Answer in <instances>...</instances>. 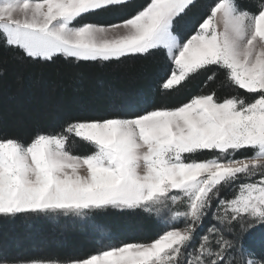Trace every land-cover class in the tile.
<instances>
[{"label": "snow or ice", "instance_id": "6c2138e0", "mask_svg": "<svg viewBox=\"0 0 264 264\" xmlns=\"http://www.w3.org/2000/svg\"><path fill=\"white\" fill-rule=\"evenodd\" d=\"M194 3L0 0V51L20 59L109 63L163 51L170 69L157 93L202 72L245 93L219 99L214 90L176 107L67 120L27 143L0 137V220L142 210L162 229L147 242H116L94 225L98 251L84 258L0 252V264H264V252L246 246L264 227V0L254 11L215 0L182 37L176 21ZM86 16L112 19L81 23ZM78 142L85 154L70 150ZM209 216L214 223L197 238Z\"/></svg>", "mask_w": 264, "mask_h": 264}, {"label": "trees", "instance_id": "16d2710c", "mask_svg": "<svg viewBox=\"0 0 264 264\" xmlns=\"http://www.w3.org/2000/svg\"><path fill=\"white\" fill-rule=\"evenodd\" d=\"M147 0H135V4ZM215 0H195L176 21L175 30L182 36L192 34L193 24L210 14ZM241 8L255 10L256 0H237ZM124 10L123 14L134 11ZM112 17L86 16L83 22L106 23ZM170 69L163 51L120 62H72L63 57L49 63L20 59L12 52L0 51V137L29 142L36 132H54L67 120L101 115L129 116L159 107H176L194 95L215 90L223 99L245 95L234 87H220V79L208 81L210 73H200L178 88L161 95L156 85ZM136 92L133 112L123 113L129 99L120 96ZM142 97H141V96ZM117 111V112H114ZM75 154H85L87 145L69 144ZM210 153L199 154L203 159ZM211 216L197 229V238L211 224ZM102 225L116 242H147L162 230L154 218L142 210L105 209L82 219L75 216L18 217L0 220V252L24 258H84L98 251L99 233L93 227ZM180 226V225H176ZM246 246L257 255L264 252V227H257L247 237Z\"/></svg>", "mask_w": 264, "mask_h": 264}, {"label": "rangeland", "instance_id": "374dc122", "mask_svg": "<svg viewBox=\"0 0 264 264\" xmlns=\"http://www.w3.org/2000/svg\"><path fill=\"white\" fill-rule=\"evenodd\" d=\"M134 93H136V92H129L127 95H124V96H120V98H122V99H124V100H127V99H129V101L127 102V103H125V105H124V111H123V113H125V114H130V113H132L133 112V108H132V102H133V100H135V98H136V95L138 96V94H134ZM141 96V95H140ZM142 97V96H141ZM114 112H117V111H114ZM210 221H211V223H214V221H212V219H210ZM211 225V224H210Z\"/></svg>", "mask_w": 264, "mask_h": 264}]
</instances>
